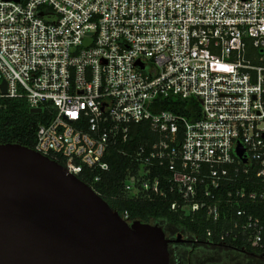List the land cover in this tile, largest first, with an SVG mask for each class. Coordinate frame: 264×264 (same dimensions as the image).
I'll return each instance as SVG.
<instances>
[{"label":"built area","instance_id":"obj_1","mask_svg":"<svg viewBox=\"0 0 264 264\" xmlns=\"http://www.w3.org/2000/svg\"><path fill=\"white\" fill-rule=\"evenodd\" d=\"M1 81L0 117L5 98L47 111L33 149L76 176L147 122L124 191L227 222L195 241L264 254V0H0ZM170 95L198 117L160 108Z\"/></svg>","mask_w":264,"mask_h":264},{"label":"water","instance_id":"obj_2","mask_svg":"<svg viewBox=\"0 0 264 264\" xmlns=\"http://www.w3.org/2000/svg\"><path fill=\"white\" fill-rule=\"evenodd\" d=\"M170 241L158 225L128 223L57 161L0 143V264H170Z\"/></svg>","mask_w":264,"mask_h":264},{"label":"trees","instance_id":"obj_3","mask_svg":"<svg viewBox=\"0 0 264 264\" xmlns=\"http://www.w3.org/2000/svg\"><path fill=\"white\" fill-rule=\"evenodd\" d=\"M158 100L161 102L160 108L186 116L189 120H194L199 115L200 105L195 98L170 95ZM3 103L6 107L0 117V143L16 142L33 149L36 129L39 124L49 120L48 112L44 109L41 112H31L23 97L5 98ZM157 138L158 135L147 122L132 123L126 141L107 149L104 156L108 164L107 170L99 172L85 167L77 177L121 216L127 211L131 220L158 225L166 237L167 232L171 235H188L193 242L190 246H168L170 264H260L264 254L243 243L219 244L215 240H194V235H202L206 228L212 229L216 235L228 226L226 221L214 224L206 218L204 211L197 212L192 219L180 211L171 210L170 200L167 198L124 191L125 175L130 168H136L137 164L121 150L131 152L135 147L149 144ZM51 159L62 164L60 158ZM96 175H100V178L94 181Z\"/></svg>","mask_w":264,"mask_h":264},{"label":"flooded vegetation","instance_id":"obj_4","mask_svg":"<svg viewBox=\"0 0 264 264\" xmlns=\"http://www.w3.org/2000/svg\"><path fill=\"white\" fill-rule=\"evenodd\" d=\"M177 235L178 234H176V235H171V233H169V232H167V238H169L171 241L169 242V244H168V246H170V245H177V246H180V245H182V244H184V245H186V246H190L193 242H192V240H191V238H189V236L188 235H184V236H182V235H180V237H179V239L178 240H176V238H177ZM171 257V256H170Z\"/></svg>","mask_w":264,"mask_h":264},{"label":"rangeland","instance_id":"obj_5","mask_svg":"<svg viewBox=\"0 0 264 264\" xmlns=\"http://www.w3.org/2000/svg\"><path fill=\"white\" fill-rule=\"evenodd\" d=\"M134 220L129 221V223H133ZM260 264H264V259L260 260Z\"/></svg>","mask_w":264,"mask_h":264}]
</instances>
